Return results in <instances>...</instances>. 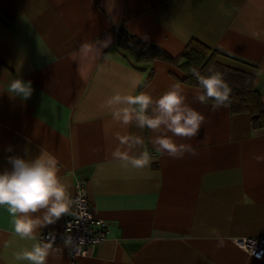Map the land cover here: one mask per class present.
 I'll use <instances>...</instances> for the list:
<instances>
[{"label": "crops", "instance_id": "1", "mask_svg": "<svg viewBox=\"0 0 264 264\" xmlns=\"http://www.w3.org/2000/svg\"><path fill=\"white\" fill-rule=\"evenodd\" d=\"M119 28L172 55L198 39L221 63L251 72L264 102V0H0V172L11 169L9 156L43 151L58 159L71 196L86 181L92 214L108 234L77 264H264L233 241L264 237V160L256 159L264 158V131L246 112L199 103V88L179 81L185 73L175 65L134 64L116 46ZM107 36L106 58L78 51ZM14 79L31 83L29 98L8 91ZM173 84L206 118L195 139L174 138L196 150L182 159L156 151L157 133L115 122L106 103L116 94L158 98ZM117 134L141 136L143 147L132 154L149 152L150 167L114 161ZM212 228L223 247L208 238ZM31 244L0 207V264H27L14 254ZM69 261L60 243L47 264Z\"/></svg>", "mask_w": 264, "mask_h": 264}, {"label": "clouds", "instance_id": "2", "mask_svg": "<svg viewBox=\"0 0 264 264\" xmlns=\"http://www.w3.org/2000/svg\"><path fill=\"white\" fill-rule=\"evenodd\" d=\"M111 43V37L97 40L93 43L85 42L80 45L82 55L93 53L94 58L104 57L103 49ZM209 75H202L196 68L190 72L199 84L195 99L204 103L206 99L214 101L213 110L231 103L232 88L225 80L223 74L214 67L208 68ZM8 91L27 99L32 94L30 82L14 79L8 86ZM184 90L173 84L158 98L146 92L136 95L116 94L107 100V106L112 109V119L123 125L133 123L141 130L148 129L157 135L152 144L161 155L167 154L173 159H182L185 154L197 155L190 143H177L175 137L195 139L205 123V116L186 102ZM118 146L112 151L114 161L124 167L134 169L150 167L152 157L147 151H140L138 155L132 153L142 148L144 141L141 136L134 134L116 135ZM12 151L11 146L7 149ZM27 152V150H26ZM258 162L264 160L256 157ZM8 163L11 169L0 172V207H7L9 214L14 217V232L21 239L32 241L29 249L14 254L18 262L27 264H47L49 256L54 251L55 233L47 237L38 236L39 230L56 223L65 215H71L73 207L83 212V194L73 198L68 185L63 183L58 175L59 161L50 153L41 151L33 159L20 156H9ZM231 222V216L226 218ZM209 239L216 241V246H224V238L215 228L210 230ZM84 243L80 238L76 242L73 237H63L66 248L78 250Z\"/></svg>", "mask_w": 264, "mask_h": 264}, {"label": "trees", "instance_id": "3", "mask_svg": "<svg viewBox=\"0 0 264 264\" xmlns=\"http://www.w3.org/2000/svg\"><path fill=\"white\" fill-rule=\"evenodd\" d=\"M116 46L131 57L134 64L162 60L175 65L185 73V77L178 80L198 88V81L190 72V68H196L202 75H209L208 68L214 67L216 71L223 74L232 88L231 103L227 105L231 112L248 113L252 128L264 131V102H262L259 92L254 87V75L247 70L228 66L218 61V51L216 49L209 47L198 39H192L179 54L172 55L162 47L144 41L125 28L117 30ZM151 76L152 71L143 84ZM205 102L214 103L211 99H206Z\"/></svg>", "mask_w": 264, "mask_h": 264}, {"label": "built area", "instance_id": "4", "mask_svg": "<svg viewBox=\"0 0 264 264\" xmlns=\"http://www.w3.org/2000/svg\"><path fill=\"white\" fill-rule=\"evenodd\" d=\"M83 194V212L73 207L71 215L63 216L53 227L45 229L39 236L47 237L48 234L55 233L54 247L63 243V237H73L78 242L80 238L84 243L78 250L68 248L69 264H77L80 257L87 256L90 251L100 242L104 241L108 234L106 221L96 218L92 214L91 203L88 198L87 184L84 180H78L75 184L73 198ZM234 243L246 253L256 259H264V237H242L233 240Z\"/></svg>", "mask_w": 264, "mask_h": 264}]
</instances>
